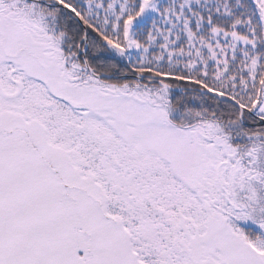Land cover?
Listing matches in <instances>:
<instances>
[{
  "label": "snow or ice",
  "instance_id": "snow-or-ice-1",
  "mask_svg": "<svg viewBox=\"0 0 264 264\" xmlns=\"http://www.w3.org/2000/svg\"><path fill=\"white\" fill-rule=\"evenodd\" d=\"M0 264H264V0H0Z\"/></svg>",
  "mask_w": 264,
  "mask_h": 264
}]
</instances>
